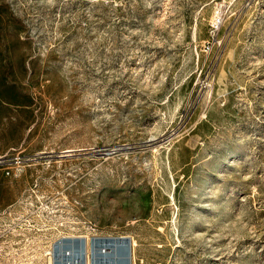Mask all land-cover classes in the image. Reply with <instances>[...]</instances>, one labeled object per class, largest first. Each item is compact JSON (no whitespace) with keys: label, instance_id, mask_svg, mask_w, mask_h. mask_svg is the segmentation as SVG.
<instances>
[{"label":"rangeland","instance_id":"rangeland-1","mask_svg":"<svg viewBox=\"0 0 264 264\" xmlns=\"http://www.w3.org/2000/svg\"><path fill=\"white\" fill-rule=\"evenodd\" d=\"M119 237L264 264V0H0V264Z\"/></svg>","mask_w":264,"mask_h":264},{"label":"bare ground","instance_id":"bare-ground-1","mask_svg":"<svg viewBox=\"0 0 264 264\" xmlns=\"http://www.w3.org/2000/svg\"><path fill=\"white\" fill-rule=\"evenodd\" d=\"M127 237H119V238H113L110 239L109 242L113 244V247H115V255L118 257L117 264H129V259L127 256H129V251L131 254L132 249V243L131 240L128 242ZM103 247L99 249V253L101 254ZM64 255L67 256V253L64 252ZM65 264H85L84 263V255L81 251H76L72 254H70L68 258V262Z\"/></svg>","mask_w":264,"mask_h":264},{"label":"built area","instance_id":"built-area-1","mask_svg":"<svg viewBox=\"0 0 264 264\" xmlns=\"http://www.w3.org/2000/svg\"><path fill=\"white\" fill-rule=\"evenodd\" d=\"M215 23H216V24H218V23H219V19H218V17L216 18V21H215Z\"/></svg>","mask_w":264,"mask_h":264},{"label":"water","instance_id":"water-1","mask_svg":"<svg viewBox=\"0 0 264 264\" xmlns=\"http://www.w3.org/2000/svg\"><path fill=\"white\" fill-rule=\"evenodd\" d=\"M127 240H128V242H130V239L129 238Z\"/></svg>","mask_w":264,"mask_h":264}]
</instances>
